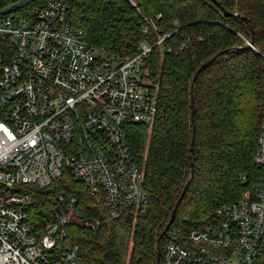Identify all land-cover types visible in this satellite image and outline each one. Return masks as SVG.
<instances>
[{"label": "built area", "instance_id": "2783aa9c", "mask_svg": "<svg viewBox=\"0 0 264 264\" xmlns=\"http://www.w3.org/2000/svg\"><path fill=\"white\" fill-rule=\"evenodd\" d=\"M150 50L140 41L123 58L89 44L67 19V0H0V264H83L69 227L95 231L98 222L80 216L76 193L50 196L42 231L30 222L37 193L62 177L82 183L113 217L143 210L126 127L157 115ZM254 162L258 183L218 206L210 224L168 229L153 264H264V119Z\"/></svg>", "mask_w": 264, "mask_h": 264}, {"label": "trees", "instance_id": "16d2710c", "mask_svg": "<svg viewBox=\"0 0 264 264\" xmlns=\"http://www.w3.org/2000/svg\"><path fill=\"white\" fill-rule=\"evenodd\" d=\"M67 19L89 44L123 58L134 55L140 41L151 46L146 71L156 88L157 115L151 124L126 127L147 200L140 213L113 217L82 183L65 176L37 193L30 222L42 231L50 196L74 192L80 216L98 222L95 231L69 227L83 264H153L166 235L159 244L157 238L185 183L170 230L210 224L218 206L237 201L258 183L254 150L264 119V0H67Z\"/></svg>", "mask_w": 264, "mask_h": 264}, {"label": "water", "instance_id": "95a60500", "mask_svg": "<svg viewBox=\"0 0 264 264\" xmlns=\"http://www.w3.org/2000/svg\"><path fill=\"white\" fill-rule=\"evenodd\" d=\"M248 46H252V42H251V41L248 43ZM211 60H212V59L206 60L205 62H203V63L198 67V69L196 70V72H195V74H194L193 79H195V77L199 74V72H200L202 69H204L207 65L210 64ZM194 109H195V108H194V105H193V99H192V100H191V112H192L191 116H192V118H193ZM193 128H194V127H193ZM192 140H193V139H192ZM190 150H191L190 157H192V150H193V145H192V143H191V148H190ZM192 174H193V162H192V159H191V160H190V178L192 177ZM187 184H188V183H185V184H184L183 189H182V191H181V193H180V195H179V197H178V199H177V201H176V203H175V205H174V207H173V209H172V212H171V214H170V217H169V219H168V221H167V223H166V225H165L163 231L159 234V236H158V238H157V243H158V244H159L161 238H162V237L164 236V234L166 233V231L169 229L171 223L173 222V220H174V218H175V213H176L177 207H178V205L180 204V202H181V200H182V197H183V195H184V192H185V190H186V188H187ZM159 255H160V249H159V247H158V249H157V253H156V261L159 259Z\"/></svg>", "mask_w": 264, "mask_h": 264}]
</instances>
